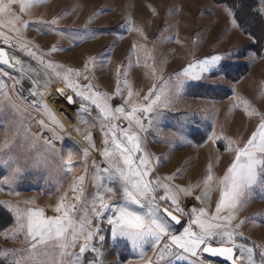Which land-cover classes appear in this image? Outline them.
I'll list each match as a JSON object with an SVG mask.
<instances>
[{
  "label": "rangeland",
  "instance_id": "obj_1",
  "mask_svg": "<svg viewBox=\"0 0 264 264\" xmlns=\"http://www.w3.org/2000/svg\"><path fill=\"white\" fill-rule=\"evenodd\" d=\"M234 4L237 5L233 11L239 26H234L232 18L224 11L225 6ZM256 6L255 0H43L32 7L23 17L25 20L51 22L59 18L51 27L31 23L22 31V36L38 46V55L43 54L45 62L62 66L49 70L51 83L45 91L44 101L64 125L63 131L56 129L64 139L54 142L58 151L48 149L44 143V139L52 134L37 123L40 119L48 122L43 110L32 107V100L38 97L28 99L26 103L17 100L19 114L6 107L0 114V143L6 139L12 141L14 136L15 143L10 144V151L5 149L3 155L16 157V162L26 167L31 175L26 173L13 184L0 183V201L19 204L21 208L39 207L47 216L56 215L54 208L60 196L69 189L73 176L83 173L79 149L87 147L85 131H91L97 148L100 147L101 132L98 124L89 129L88 125L77 121L80 100L76 97L77 102L70 106L64 96L58 95L57 90L63 89L66 95L75 96L64 81L52 73L59 72L63 76L68 69L83 72L85 62L96 57L95 65L89 63L84 73L89 80L75 75L72 79H79L81 84L91 83L100 92L112 94L117 87L118 68L121 71L119 79L123 80L126 72L127 84L123 86L122 96L111 101L113 107L123 103L129 87L133 92L131 101L136 103L143 102L154 84L168 92L172 102L167 108L156 109L162 115L154 118L148 131L141 133L143 147L152 154L154 166L159 158V166L155 167L157 177L176 174L168 183L182 187L199 185L192 188L191 196L181 194V206L185 211L195 206L204 207L209 215L214 213L219 199L218 184L212 185L210 197L206 198L202 178L209 165L214 177H222L232 163L234 153L227 151V139L213 143L209 137L215 132L217 136L238 141L243 147L259 124L260 116H248L241 101L247 100L249 108L264 113V17L252 11ZM249 35L255 40H250ZM134 44L136 51L132 52ZM53 46L56 51H50ZM230 50L236 54L226 60L225 71L210 74L204 80H189L182 91L176 93L174 85L178 77L175 74L190 61ZM6 51L40 73L39 77L33 78H45L44 69L37 61L16 49L6 47ZM251 52L257 53L255 59L249 56ZM23 86L20 97H27L32 85L25 79ZM40 88L44 91L43 84ZM95 115L93 111L92 116ZM144 123L147 125L148 121ZM77 128L81 131L77 132ZM185 135L187 139H181ZM69 149L73 152L74 167L72 173L64 177L57 171L59 156L67 157ZM37 155L46 158V170L43 166L39 170L29 167ZM92 156L100 160L98 151ZM197 196L201 200H196ZM29 200L34 203L26 206L23 202ZM161 207L169 205L162 203ZM6 209L7 205L0 206V249H21L24 247L22 235L6 240L3 234L15 224L14 214ZM256 213H264V199L254 194L240 207L233 221V225L245 221L236 230L249 240L238 242H248L251 246L254 241L264 245V216L246 219ZM227 214V211L221 213ZM181 219L186 225L188 218ZM177 227L183 231L182 226ZM104 235L110 238V232ZM149 258L155 260L151 246H145L141 258L139 250L134 251L131 246L120 245L113 250L111 244L102 257L105 264H114L118 260H122V264H146Z\"/></svg>",
  "mask_w": 264,
  "mask_h": 264
},
{
  "label": "snow or ice",
  "instance_id": "obj_2",
  "mask_svg": "<svg viewBox=\"0 0 264 264\" xmlns=\"http://www.w3.org/2000/svg\"><path fill=\"white\" fill-rule=\"evenodd\" d=\"M42 2L43 0H0V114L4 113L6 107L19 114L20 105L16 103L17 100L26 103L28 99L38 97L32 100V107L43 110L48 122L40 119L37 123L41 129H47L52 134L44 139V143L48 149L58 151L55 150L54 142L63 141L64 137L56 129L63 131L64 125L49 109L44 101V94L51 83L48 79L49 70L62 66L52 61L45 62L43 54L38 55V46L22 36V31L31 23L48 24L49 27L56 25L59 18H54L51 22L23 18L32 7ZM255 2L257 6L252 11L264 17V0ZM234 7L237 5L225 6L224 11L232 18V24L239 26ZM249 39L254 41L255 37L249 35ZM6 47L19 50L37 61L44 69L45 78H33L39 77L40 73L6 51ZM56 50L55 46L50 49ZM135 51L134 44L132 52ZM234 54L236 53L230 50L224 54L190 61L181 72L175 74L178 77L174 85L176 93L182 91L189 80L200 81L210 74L225 71L226 60ZM249 56L255 59L257 53L251 52ZM96 60V57H90L85 62L83 72L68 69L63 76L59 72L52 74L62 79L80 100L77 121L88 125L89 129L99 125L100 147L97 148L91 131L86 130L84 140L87 147L79 149L83 173L73 176L69 189L60 196L54 208L56 215L47 216L44 209L39 207L21 208L19 204L0 201V206L7 205L6 210L15 216L13 228L3 233L5 239H18L22 235L24 243L21 249H0V264H105L102 257L109 244L113 250L120 245L131 246L134 251L139 250L141 258L145 246H151L155 260L149 258L146 264H216L213 258H224L222 264H237V260H241L243 264H264V245L254 241L251 246L248 242H238L249 240L236 230L245 221L233 225L236 213L248 198L257 194L264 199V113L249 108L247 100L241 101L248 116H260L259 124L243 147L239 146L238 141L217 136L213 132L209 139L213 143L221 138L227 139V151L234 153L232 163L222 177H214L209 165L208 172L202 178L206 186V198L210 197L212 185L218 184L219 199L215 212L209 215L204 207L195 206L185 211L181 206V194L191 196L192 188L199 185L182 187L168 183L175 179L176 174L157 177L155 167L159 166V158L154 166L152 154L145 151L141 136L142 132L151 128L154 118L162 115L156 109L167 108L171 104L170 95L154 84L143 97V102L136 103L131 101L133 92L129 87L123 103L113 107L111 101L122 96L123 86L127 84L126 72L121 80L118 68L117 87L112 94L100 92L91 83L81 84L79 79H72L75 75L89 80L84 73L87 72L89 63L95 65ZM25 79L32 86L28 89L27 97H20V93L24 91ZM41 84L44 91L40 88ZM57 92L69 104L75 103L73 96L66 95L63 89ZM93 111L96 112L95 116H92ZM145 120L148 121L147 125ZM75 130L81 131L79 128ZM25 131L29 132L30 129ZM181 139H187V135ZM14 143L15 136L12 141L6 139L0 143V183L3 184H13L26 173L31 175L26 167H21L16 162V157L3 155L4 150L10 151V144ZM97 151L100 160L92 156ZM72 157L71 149L68 150L67 157L59 156L60 166L57 171L64 177L72 173ZM42 166L46 170V158L40 155L29 165L37 170ZM161 192L163 195H160ZM195 199L201 200V197L197 196ZM23 203L27 206L34 201ZM162 203L169 207H161ZM222 211H227L228 214L221 215ZM257 216H264V213H256L246 219H255ZM181 217L188 218L186 225ZM177 226H182L183 231H179ZM105 232H110V238L104 235ZM114 264H122V260L115 261Z\"/></svg>",
  "mask_w": 264,
  "mask_h": 264
},
{
  "label": "water",
  "instance_id": "obj_3",
  "mask_svg": "<svg viewBox=\"0 0 264 264\" xmlns=\"http://www.w3.org/2000/svg\"><path fill=\"white\" fill-rule=\"evenodd\" d=\"M74 100H75V103L77 102L76 101V97L73 96ZM69 104V103H68ZM74 104V103H73ZM73 104H69L70 106H72ZM217 263H222L223 259L224 258H213ZM237 264H239V262L237 261Z\"/></svg>",
  "mask_w": 264,
  "mask_h": 264
},
{
  "label": "bare ground",
  "instance_id": "obj_4",
  "mask_svg": "<svg viewBox=\"0 0 264 264\" xmlns=\"http://www.w3.org/2000/svg\"><path fill=\"white\" fill-rule=\"evenodd\" d=\"M240 264H242V261L241 260H237Z\"/></svg>",
  "mask_w": 264,
  "mask_h": 264
},
{
  "label": "crops",
  "instance_id": "obj_5",
  "mask_svg": "<svg viewBox=\"0 0 264 264\" xmlns=\"http://www.w3.org/2000/svg\"><path fill=\"white\" fill-rule=\"evenodd\" d=\"M156 145H159V143H157ZM159 146H162V145H159ZM146 152H148V151L146 150Z\"/></svg>",
  "mask_w": 264,
  "mask_h": 264
},
{
  "label": "trees",
  "instance_id": "obj_6",
  "mask_svg": "<svg viewBox=\"0 0 264 264\" xmlns=\"http://www.w3.org/2000/svg\"><path fill=\"white\" fill-rule=\"evenodd\" d=\"M247 71V70H246ZM240 75H242V74H240ZM232 78V77H231ZM210 91V90H209Z\"/></svg>",
  "mask_w": 264,
  "mask_h": 264
}]
</instances>
